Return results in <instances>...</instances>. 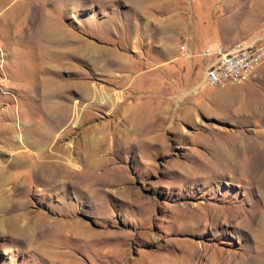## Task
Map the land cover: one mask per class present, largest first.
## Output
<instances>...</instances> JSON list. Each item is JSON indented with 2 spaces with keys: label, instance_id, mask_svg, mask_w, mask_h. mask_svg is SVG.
<instances>
[{
  "label": "rangeland",
  "instance_id": "obj_1",
  "mask_svg": "<svg viewBox=\"0 0 264 264\" xmlns=\"http://www.w3.org/2000/svg\"><path fill=\"white\" fill-rule=\"evenodd\" d=\"M242 40L264 0H0V264H264V63L202 85Z\"/></svg>",
  "mask_w": 264,
  "mask_h": 264
},
{
  "label": "built area",
  "instance_id": "obj_2",
  "mask_svg": "<svg viewBox=\"0 0 264 264\" xmlns=\"http://www.w3.org/2000/svg\"><path fill=\"white\" fill-rule=\"evenodd\" d=\"M186 51V46H181ZM208 60L202 85L206 88H223L228 85H242L252 78L264 63V44L258 41L242 40L231 46L213 43L200 53Z\"/></svg>",
  "mask_w": 264,
  "mask_h": 264
},
{
  "label": "bare ground",
  "instance_id": "obj_3",
  "mask_svg": "<svg viewBox=\"0 0 264 264\" xmlns=\"http://www.w3.org/2000/svg\"><path fill=\"white\" fill-rule=\"evenodd\" d=\"M99 56V55H98ZM90 95H92V94H90ZM89 95V96H90ZM96 95V94H95ZM263 154V153H262ZM262 154H261V156H262ZM263 157V156H262ZM260 158L261 157H259V160H260ZM260 163V162H259ZM261 165H258V164H256L254 167L256 168V169H260V168H262V167H260ZM253 167V168H254ZM254 168V169H255ZM261 170V169H260ZM2 176V175H1ZM1 200V199H0ZM8 213H0V223H1V225H6L5 224V216L7 215ZM13 218V220H12V223L13 224H15V226L16 227H18L19 225L20 226H24L25 227V225L24 224H20L21 223V221H22V217H20V216H15V217H12ZM50 224V223H49ZM39 226H42L43 228L41 229V231H43V232H46L47 233V231H46V227L44 226V225H42V223L39 225ZM263 226V225H262ZM5 227V226H4ZM50 228V227H49ZM44 229V230H43ZM23 231V230H22ZM34 231V230H33ZM42 232V233H43ZM25 233L27 234V236H28V240L29 241H32L33 240V235H32V229L31 228H29V227H27L26 226V230H25ZM34 233V232H33ZM39 236V235H38ZM49 236V235H48ZM89 236V235H88ZM35 241V240H34ZM32 243V242H31Z\"/></svg>",
  "mask_w": 264,
  "mask_h": 264
},
{
  "label": "crops",
  "instance_id": "obj_4",
  "mask_svg": "<svg viewBox=\"0 0 264 264\" xmlns=\"http://www.w3.org/2000/svg\"><path fill=\"white\" fill-rule=\"evenodd\" d=\"M258 69H259V68H258ZM258 69H257V70H258ZM257 70H256L255 72H257ZM228 87H231V86H228ZM232 87H233V86H232ZM218 89H219V88H218Z\"/></svg>",
  "mask_w": 264,
  "mask_h": 264
}]
</instances>
